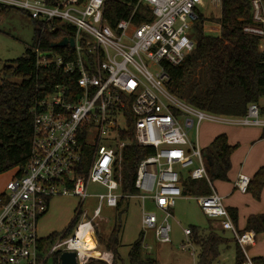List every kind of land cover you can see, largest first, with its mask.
<instances>
[{
  "label": "built area",
  "instance_id": "2783aa9c",
  "mask_svg": "<svg viewBox=\"0 0 264 264\" xmlns=\"http://www.w3.org/2000/svg\"><path fill=\"white\" fill-rule=\"evenodd\" d=\"M131 1V17L112 26L107 18L109 0H0L36 23L39 38L32 51L37 67L55 66L75 82L50 87L32 110L29 162L21 174L14 169L0 194V264H61L66 252L76 253L78 264L109 262L100 255L93 257L86 245L90 238L97 250L95 228L102 206L117 208L122 199L138 198L143 229L154 231L158 242L171 243L176 202L190 198L183 195L187 179L208 183L211 194L197 197L203 214L232 233L246 257L244 264H254L248 249L257 244L256 234L237 230L210 180L198 138L195 144L188 137L195 128L198 134L204 121L222 120L178 100L167 89L168 68L183 65L196 49L194 28L205 17L202 10L221 6L222 0ZM250 5V23L243 32L259 38L264 53V0H251ZM134 19L143 22L136 24ZM217 27L214 32L220 31ZM61 28L74 46L60 48L62 53L43 51L42 35ZM261 101L251 104L245 116L221 118H231L228 123L235 127L264 129V97ZM130 132L134 139L123 140ZM132 145L155 149L139 164L137 196L121 193L123 152ZM250 181L241 174L235 188L246 194ZM91 184H100L107 192L99 195L100 204L88 220L81 208ZM62 197L80 201L79 222L72 234L67 228L44 249L47 238L39 237V223L52 200ZM147 200L155 211H146ZM184 235L193 242L191 229Z\"/></svg>",
  "mask_w": 264,
  "mask_h": 264
},
{
  "label": "trees",
  "instance_id": "16d2710c",
  "mask_svg": "<svg viewBox=\"0 0 264 264\" xmlns=\"http://www.w3.org/2000/svg\"><path fill=\"white\" fill-rule=\"evenodd\" d=\"M251 0H222L221 15L216 19L220 25V36H208L204 26L209 20L201 17L196 23V49L186 58L183 65L169 67L170 81L168 91L184 99L185 103L210 115L220 117H241L247 114L251 104L260 103L264 97V53L260 52V39L244 34L243 28L250 23ZM131 0H109L108 22L115 25L121 19H129L133 5ZM19 11L15 8L0 4V12ZM139 24L143 20H133ZM37 26V25H36ZM38 43V29L36 30ZM64 29L54 33H45L41 37V49L62 53L61 49L51 46L67 37ZM68 82L74 86V79L64 76L55 66L48 69L37 67L36 56L32 50L7 65L2 70L0 83V175L18 169L20 174L30 159L33 139V114L36 104L47 94L50 87ZM132 131L131 118L129 119ZM133 140V132L122 139ZM237 146L228 143L226 135H220L212 144L202 150L206 169L211 182H227L228 174L232 169L231 156ZM155 154L153 147H139L132 145L123 152L122 187L123 195L137 196L135 179L140 162ZM264 189V167L251 179L248 192L260 200ZM211 194V188L205 180L195 181L187 179L183 182L185 197H201ZM128 200L122 199L117 209V221L107 239L96 234L99 245L113 254L112 264H124L121 261L119 249L123 224L121 217L127 212L124 204ZM234 223H237L238 214L235 209L228 210ZM81 214L68 227L67 232L72 234L79 222ZM192 240L199 249L197 264H214L220 257L222 246L229 241L220 236L211 226L206 231L192 227ZM252 231L256 236L264 234V213L251 216L241 233ZM54 233L42 242L44 249L59 237ZM144 233L131 246L127 264H158V262L144 254ZM234 242V241H233ZM236 263L244 264L246 257L241 248L236 245ZM254 264H264V258L252 259ZM89 264H107L103 261L91 260Z\"/></svg>",
  "mask_w": 264,
  "mask_h": 264
},
{
  "label": "rangeland",
  "instance_id": "374dc122",
  "mask_svg": "<svg viewBox=\"0 0 264 264\" xmlns=\"http://www.w3.org/2000/svg\"><path fill=\"white\" fill-rule=\"evenodd\" d=\"M0 12V83L2 79V70L5 65L21 58L27 50H33L35 48V39L37 38V26L31 17L22 12L15 11ZM202 14L209 20L204 26V32L208 36L219 37L220 31L214 32L218 29V23L216 19L221 15V6L214 5L208 6L202 10ZM178 100L184 101L179 96H175ZM262 103V101H261ZM221 122L204 121L198 131L196 128L189 130V140L196 144L198 138V144L202 150L208 148L214 139L220 135L230 136L237 127L228 123L231 118H221ZM232 144V143H230ZM234 144V143H233ZM232 146H238V143ZM253 149L252 146L246 145L243 148L238 147V153L233 159L235 168L231 172L233 178L238 174V168L244 163L247 156ZM256 150L250 157L249 163L255 156ZM246 165V162H245ZM244 165V166H245ZM249 166V164H248ZM245 174V173H244ZM15 175V171H9L0 175V194L4 192L6 185L12 180ZM247 176V175H245ZM251 179V177L247 176ZM238 179V177H236ZM235 179V183L237 181ZM213 187L219 196H224V193L233 191L232 182L214 181ZM107 190L100 184H91L89 187V197L84 202L81 208L82 213H87L88 220L92 219L94 210L99 206V195L105 194ZM227 194V193H226ZM226 196V195H225ZM248 199V198H247ZM244 198L241 194L236 193L231 199L229 198L225 205L241 204L242 208L251 207L252 210L259 203L256 200L249 197L255 202H251ZM80 201L75 197H62L54 198L51 202L48 213L39 223L38 234L39 237L48 238L54 233H63L75 220ZM262 204L264 205V197ZM127 212L121 217L123 224V233L121 236V247L119 254L121 261L124 264L128 262V254L131 246L139 238L141 233H144L143 251L145 255L154 258L158 264H197L200 249L196 244H193L191 238H187L184 235L185 229H192V227L199 228L202 231H206L210 225L229 241L230 246H222L220 249V257L214 264H235L237 247L232 240V233L230 231H223L215 221L205 216L199 206L197 197L182 198L176 202V206L173 210L174 218L170 220L171 226V243H160L156 240L154 231L144 230L142 227V214L143 206L138 198H132L124 204ZM146 211H155L152 203L147 200ZM160 215V212L158 213ZM245 214V212H244ZM161 216V215H160ZM117 209L109 208L106 204L102 206V213L100 220L96 221L97 226L95 228V235L102 236L107 239L114 229L117 221ZM98 236V237H99ZM97 238V237H96ZM182 245H185L186 249H182ZM101 252V254L99 253ZM97 255L105 257V254H110L109 262L103 261L107 264L113 263V254L107 252L104 247L99 245L97 248ZM248 254L251 259L262 257L264 258V235L263 239H259L255 248H249ZM99 259V258H97Z\"/></svg>",
  "mask_w": 264,
  "mask_h": 264
},
{
  "label": "crops",
  "instance_id": "0c3cea01",
  "mask_svg": "<svg viewBox=\"0 0 264 264\" xmlns=\"http://www.w3.org/2000/svg\"><path fill=\"white\" fill-rule=\"evenodd\" d=\"M227 139H228L229 144L234 143L233 145H235L236 143H238V146H237V149L235 150V152L231 156L232 169L228 174V179L232 182V184L234 183L232 185L233 191L227 192L228 191L227 190L224 193V196H222V198L224 199V204L226 203V201L229 198L231 199L236 193L241 194L246 199L248 198L247 200H249L251 202H255L252 200V199L256 200L252 196V194H250V193L242 194L239 191H237V189L235 188V181L234 180L237 179L236 177H238L241 174L247 175V176L251 177V179H252L255 176V174L261 168L264 167V129L258 128V127H247V128L237 127V130L235 129V131L230 136H228ZM232 144H230V145L232 146ZM246 145L252 146L253 149L251 150V152L247 156L246 160H244V163L241 165V167L238 168L237 176L233 178V175L231 176V172H232L233 168H235V165L233 163V159L239 151L238 147L243 148V146H246ZM255 150H256L255 156L252 158L251 162L249 163L248 159H250V157L252 156V154L254 153ZM245 162H246V165H245ZM248 164H249V166H248ZM227 182H229V181H227ZM249 197H251L252 199H249ZM263 197H264V189L262 191L260 200H256V202L259 203L257 205V208L255 209V207H254L253 210L249 206H247V208L244 209V208H242L241 204H232L231 206L230 205L227 206V204L225 205L227 210L235 209L237 211L238 219H237V223L235 224V227L237 228V230L242 231L245 229L246 224H247V220L249 217L261 215L264 213V205L262 204ZM244 212H245V214H244ZM215 223H217L219 225V227L221 228L219 221H215ZM212 225H210V226L212 227ZM221 230H223V229L221 228ZM263 235L264 234L257 236V242L259 241V239L260 240L263 239ZM232 240L237 245V243L235 242L233 237H232ZM229 246H230V244L226 245V247H229ZM255 247H256V245L252 248H255ZM99 253L101 254L100 251H99Z\"/></svg>",
  "mask_w": 264,
  "mask_h": 264
},
{
  "label": "water",
  "instance_id": "95a60500",
  "mask_svg": "<svg viewBox=\"0 0 264 264\" xmlns=\"http://www.w3.org/2000/svg\"><path fill=\"white\" fill-rule=\"evenodd\" d=\"M73 47L74 46V40H68V39H63L58 43L52 44L53 49H60V48H65L68 44ZM0 146H2V143L0 142ZM61 264H78L77 259H76V253L74 252H66L62 254L61 256Z\"/></svg>",
  "mask_w": 264,
  "mask_h": 264
},
{
  "label": "bare ground",
  "instance_id": "6f19581e",
  "mask_svg": "<svg viewBox=\"0 0 264 264\" xmlns=\"http://www.w3.org/2000/svg\"><path fill=\"white\" fill-rule=\"evenodd\" d=\"M86 247H87L88 250L91 251L90 254L93 257H98V255L96 253L97 250H94V249H96V244H95V242L92 239L88 238V243H87ZM104 256H105L104 259H106V260H110L111 259L110 258V254H105Z\"/></svg>",
  "mask_w": 264,
  "mask_h": 264
}]
</instances>
